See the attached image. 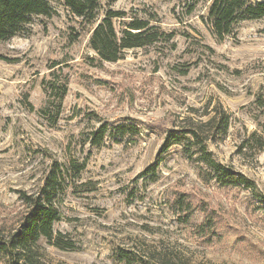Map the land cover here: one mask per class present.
Listing matches in <instances>:
<instances>
[{"label":"rangeland","instance_id":"obj_1","mask_svg":"<svg viewBox=\"0 0 264 264\" xmlns=\"http://www.w3.org/2000/svg\"><path fill=\"white\" fill-rule=\"evenodd\" d=\"M194 1L105 0L91 22L53 3V17L34 16L0 43V229H17L27 213L22 194L58 175L55 230L75 248L42 240L40 264H264V149L247 144L253 134L264 139V19L219 41L205 23L211 0L190 13ZM108 10L127 13L114 21L119 33L137 18L163 40L98 63L90 39ZM54 79L69 90L52 126L40 110ZM216 109L230 115V127L209 139L208 151L254 191L208 183L197 157L166 148L170 131L207 122ZM102 124L110 133L94 148ZM121 125L139 136L117 142ZM179 198L191 212L178 211Z\"/></svg>","mask_w":264,"mask_h":264},{"label":"trees","instance_id":"obj_2","mask_svg":"<svg viewBox=\"0 0 264 264\" xmlns=\"http://www.w3.org/2000/svg\"><path fill=\"white\" fill-rule=\"evenodd\" d=\"M103 1L105 0H0V43L21 34L34 16L53 17L55 15L53 3H62L75 17L91 22L97 19ZM109 1L116 3L118 0ZM200 1L209 0H195L189 7L190 13ZM125 18L126 12L108 10L105 18L93 30L90 47L98 56V63H117L127 51L149 47L163 40L164 35L158 27L137 18L125 23V27L119 33L114 21ZM260 19H264V0H211L205 23L210 25L216 38L223 41L225 37L233 34L239 24ZM57 82L55 79L49 82L48 104L40 110V114L52 126L57 125L61 119L64 100L69 90L67 81L60 85ZM257 104L264 108V99L259 98ZM229 120L230 115L227 112L216 109L207 122L198 121L191 126L192 128L182 132L170 131L166 137V148L169 149L173 145L183 146L186 157L192 160L197 157L199 173L208 183L215 182L223 188H244L254 191L255 184L245 175L226 168L208 151L207 142L212 136L216 134L224 138L227 136ZM114 129L117 142L126 137H138L140 134V129L134 125H121ZM109 133L107 124L100 125L92 134L90 144L94 148L101 147ZM249 140L247 144L252 142L256 144V149H264V139L253 134ZM82 169L81 167L79 172ZM62 191L64 190L59 183V176L54 175L37 194H22L21 200L27 207V213L18 228L9 234L0 229V264H40L39 243L42 240L63 251L75 250L74 245L70 241H65L63 234L55 230V225L61 221L57 199ZM176 203L178 211L187 214L191 212L190 204L183 198H179ZM120 257L121 261L132 263L129 253H122ZM143 264L167 263L143 261Z\"/></svg>","mask_w":264,"mask_h":264}]
</instances>
